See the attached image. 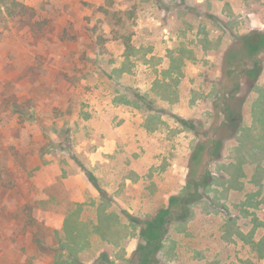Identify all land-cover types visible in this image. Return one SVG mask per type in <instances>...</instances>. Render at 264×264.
Instances as JSON below:
<instances>
[{
    "label": "rangeland",
    "instance_id": "obj_1",
    "mask_svg": "<svg viewBox=\"0 0 264 264\" xmlns=\"http://www.w3.org/2000/svg\"><path fill=\"white\" fill-rule=\"evenodd\" d=\"M262 15L264 0H0V264H127L143 235L127 215L186 191L200 200L159 264H264V66L252 79L238 40Z\"/></svg>",
    "mask_w": 264,
    "mask_h": 264
},
{
    "label": "trees",
    "instance_id": "obj_2",
    "mask_svg": "<svg viewBox=\"0 0 264 264\" xmlns=\"http://www.w3.org/2000/svg\"><path fill=\"white\" fill-rule=\"evenodd\" d=\"M18 7L20 8L19 15L23 14V12H25L23 9H26V7H24V5H19ZM105 12L108 13V11H105ZM37 24H38L37 21L34 20L33 23H30L29 26L30 28H33ZM238 40L241 42V44L244 47H246L245 48L246 50L249 49L248 52L250 53V67L253 70L252 79H254L259 75V73L261 72L264 66L263 63L260 64V60L264 58L263 57L264 55V32H250V33H247L246 35L241 36L240 38H238ZM261 54H262V57H261ZM242 75H243V72H239V75L237 76V80ZM236 100H237V103L235 102L237 106L236 108H238L240 106V103H238L240 100L239 101L238 99ZM226 120H227V123L230 125L229 127L231 129V132L234 135L237 132V127H238L237 123L231 117H227ZM179 122L184 125L182 121H179ZM205 178L206 177H202V176L198 177V179L188 178L187 184L190 189L195 190L196 188L201 187L202 184L204 185L202 180L204 181ZM90 182L92 183V185L94 186V188H96L98 192L102 193L94 177L90 176ZM199 200H200L199 196L196 197L194 192L191 193V191L189 192L186 191L185 193L181 195V197L173 198V201L176 204L174 208H169L168 210H165L161 214L157 215L155 218L151 217L150 219H148V221L144 222L143 224L137 220H133V219L131 220V216L127 215V218L132 223H135L138 226H140L141 234H143L142 243L138 245L135 252L131 255V257L127 261V264H159L161 263V261L158 260L157 256H158V253L163 249L164 241L165 239H167L169 235V231H168L169 227L173 223H176L177 228L180 229V231H184L185 229L183 228V224L191 216L189 214L190 206ZM255 246L258 249L256 251L259 257L258 259L264 260V237L261 238ZM172 258L173 257H171V259ZM250 264H254V262L250 261Z\"/></svg>",
    "mask_w": 264,
    "mask_h": 264
},
{
    "label": "crops",
    "instance_id": "obj_3",
    "mask_svg": "<svg viewBox=\"0 0 264 264\" xmlns=\"http://www.w3.org/2000/svg\"><path fill=\"white\" fill-rule=\"evenodd\" d=\"M257 13L258 12H256V11H252L249 14L254 16ZM262 17L263 18H260V17H259V19L257 18V22H255V21H254L255 23L253 22V24L255 25L254 29H251V30L250 29H245L247 31L246 33L264 31V15H262ZM242 33L246 34L245 32H240L239 34H242Z\"/></svg>",
    "mask_w": 264,
    "mask_h": 264
}]
</instances>
